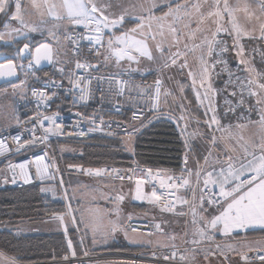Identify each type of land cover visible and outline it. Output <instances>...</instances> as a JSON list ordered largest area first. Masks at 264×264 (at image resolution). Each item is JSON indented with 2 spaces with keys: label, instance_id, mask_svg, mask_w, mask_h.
Masks as SVG:
<instances>
[{
  "label": "rangeland",
  "instance_id": "rangeland-1",
  "mask_svg": "<svg viewBox=\"0 0 264 264\" xmlns=\"http://www.w3.org/2000/svg\"><path fill=\"white\" fill-rule=\"evenodd\" d=\"M136 1L137 0H93V3H96L97 7H104V14L109 17V20L118 19L121 15L125 17L120 24L109 28H101V31L97 33L94 24H75L70 22L64 10L59 7L61 0H47V4L57 5L55 11L62 17L60 19L49 14L47 5L37 10L32 6V0H20L22 15L25 23L28 25V27H23L19 21L12 18L15 12V0H9L11 6L7 9L6 13H0V17L5 18L0 28V62L14 59L19 67L21 80L0 86V127L12 120L15 123L14 126L19 123L20 118L25 113H23V108L28 104L26 98L27 89L29 86L38 83L42 79V76H39L38 73L34 71L30 63L31 59H29L31 57L34 40L42 38L44 39L42 42H47L52 45V64H65L69 62L68 47L65 42L66 32L73 27L87 26L93 32V38L98 49L95 58V64L98 66L96 73L98 75L127 74L133 76L150 73L154 74L157 77V81L163 86L162 111L154 118L163 117L174 122L182 133L187 148L200 139V134L203 133L204 136L207 137L204 155H206L208 159L214 158L212 153L216 151V148H221L224 152H219L220 157L221 155L227 156L229 154L228 149H235L231 154L238 156L242 151L241 145L247 144L252 147L264 141V128H262L260 124L261 109H264L263 93H260L255 86L252 87V91L257 92V95H252L249 99V101H252L254 104V114L252 118L240 124L234 123L232 120L230 121L231 124H223L222 119L228 116L220 111L217 104L218 88L214 80L219 73L216 70V63L213 55H207L206 47H196L194 50L184 49L185 43L188 44V49H193L194 45L200 44L202 36L198 33L197 37L193 40H189L185 36L180 44V51L184 52L185 55L177 58L176 63L173 64L172 54L177 51V48L173 46L171 50H169L168 45L172 42V37L166 30L165 35L161 37L155 22H152L151 30L147 27L149 23L147 18L150 15L149 9H151V15L161 16L164 12L168 11L165 5L168 4L169 1ZM37 2L43 3V0H37ZM176 2H180V0H176ZM196 2H198V0L192 1V3ZM227 2L234 8L239 7V9H243L245 5L247 6V14L242 10H238L236 16L238 23H240L244 29L252 33V35H244L240 38L239 43L243 45V53L241 56H237L236 53L239 51V48L233 46L235 33L229 35L221 31L225 46H227L228 51L232 54L233 62L230 61V63H234V67L236 68L234 71L236 73L234 74H244L248 79L255 77L258 82L264 83V76H256V73L264 74V67L259 68L255 63L257 60L261 61V57L263 56L261 53L260 41L263 44L264 39L260 37L259 28L260 24L264 23V11L261 10V4L264 0H227ZM153 4L156 5L155 8L152 7ZM222 4L223 0H221V5ZM29 5H31L30 8ZM172 6L174 7L175 3H173ZM94 15L95 17H99V13ZM141 17L144 18L143 22L145 27L138 29L136 32H132L131 29L136 28L137 24L141 23ZM225 17V21H227L229 18L227 16ZM130 24L131 26H129ZM226 26L230 27V25L227 24ZM33 28L36 30L32 31ZM195 28L196 23L193 22L191 24V29ZM14 29H19V31H13ZM187 31L189 30H184L185 33ZM146 33H155V40L146 36ZM98 36L100 38V43L96 42ZM117 37H124L125 43L118 41ZM110 40L113 42L112 48H109ZM135 40H144L148 44L149 50L152 52V59L140 56L134 49L130 51L131 55L136 57L135 60H129L127 56L123 59H118L113 54L112 49L126 48L128 44ZM158 42L162 45V54L161 51L155 47ZM6 45H14L11 56L7 54L6 50H1V48ZM25 45H28L26 50L24 48ZM201 58H203L208 68V76L203 80V83L200 77ZM185 59L187 64L182 67L185 63ZM241 59L245 60L247 63L241 64ZM250 68L255 69V71L250 72ZM187 86L192 90L195 102L200 108L199 110L205 115L202 123L203 129L200 128L201 123L189 113L190 108L184 99V90ZM258 99L262 101L259 104L257 103ZM214 116L219 121V126L213 123L212 118ZM237 125H244V127L240 128L237 127ZM5 130L6 129L0 130V133ZM213 137L216 138L215 144H213ZM241 137H243V139H241ZM52 142L58 146L60 153L64 155L75 153L71 145L67 143L60 140H52ZM214 146L215 150L213 151ZM78 168L82 167L68 165L60 170L57 167L58 182H60L55 186H41L42 193L45 197L53 202L61 203L65 208V212L40 222H32L35 223L34 231L36 232L30 234L55 235L57 233H63L66 238L68 251L71 253H76V244L74 245L75 241H72L73 237L76 239L80 252L86 249L119 250L115 248L127 247L125 244L128 245L129 243L139 241V239H144L143 235L138 231L124 229V224L130 220L131 217H135L136 219L134 220H157V215L160 214L158 211L162 209H157L155 203V209L151 208L149 204H137L134 190L126 183L82 178L78 175ZM217 168H219V166H216V169ZM64 170H68L65 172L64 176H66L69 181V188L65 187L61 182L60 173L62 174ZM2 174L3 178H6L7 181L6 171L3 170ZM69 177H73L74 179L69 180ZM174 182L175 180L171 183ZM192 186V188H196L198 191L195 194H199L203 182H200L199 186H197V184H192ZM143 187L146 197L145 200H147L152 189L145 185H143ZM198 194L196 196L197 198L199 197ZM121 197H123V199H121ZM139 206H143V208H139ZM208 210L210 214L216 211V209L212 207ZM166 214L170 216L165 215L163 217L162 214L159 216L163 219L165 218L167 223H170L171 230L167 232V236L172 242L176 241L175 244L172 243L169 246H178L177 244L179 243L191 246L188 250H186L187 248L184 250V257H186L187 260L197 261L203 259L202 257L205 256L204 253L207 251V253L211 255L209 258L205 259L208 264L222 263L219 260V254L217 257V254L214 253L215 251L213 252L210 246L202 245L203 243L209 241L213 242L219 239L214 240L212 237L211 239H205L195 234L197 228L205 227V224L201 220V216L196 215L194 217L193 210L187 212L180 211L176 214L166 212ZM194 219L196 223H193ZM113 225L116 227L115 231L112 230ZM2 228H5V230H14L13 233L21 236H28L25 235L26 230L24 229V231L21 226L20 228H16V226L5 224ZM160 228L162 230L161 225ZM193 241L198 242L193 243ZM147 243L150 244L149 238ZM69 244L71 246H69ZM228 246V244L224 245L226 248H229ZM244 248H246V246ZM58 250L59 240L57 241L54 239L52 241L50 253H57ZM202 250H204V253L202 256H198Z\"/></svg>",
  "mask_w": 264,
  "mask_h": 264
},
{
  "label": "built area",
  "instance_id": "built-area-1",
  "mask_svg": "<svg viewBox=\"0 0 264 264\" xmlns=\"http://www.w3.org/2000/svg\"><path fill=\"white\" fill-rule=\"evenodd\" d=\"M217 41L223 42L214 46L212 54L216 70L221 77L219 108L224 115L230 117L232 122L240 124L252 118L254 114V104L249 101L252 97L249 94V79L244 74H234L236 68L230 64L226 52L221 51L225 47L221 32L217 34ZM65 42L69 53L67 65L53 64L50 67V76L29 86L26 98L30 111L22 115L16 126L0 133V144L5 148L4 153L0 155V167L6 170L12 186L17 189L32 185L58 184L52 140H85L97 135L130 134L132 127L141 126L161 112L163 90L161 83H159L160 98L157 101V82L146 79V81L131 80L128 77L130 75L127 74L98 75L96 73L97 69L94 70L93 66L98 49L89 27L70 28L65 34ZM78 63L87 67L77 68ZM46 117L49 119H45ZM46 129H54V131L46 133ZM38 160L42 169L47 166L43 175L37 174ZM21 164L25 165L24 169L19 167ZM96 169L102 170L100 175L95 173ZM148 169L151 168L108 165L78 168V175L89 180H112L111 182H135L143 178L146 180L145 186L152 190L155 186L157 189L160 202L155 203L156 208L167 209L175 214L189 211L188 206L181 208L177 202L181 188L179 191L161 189L158 180H148ZM151 170L154 176L158 173L155 169ZM205 175L206 173L201 174L200 182H203ZM190 185L193 187L191 183ZM218 192L216 186L208 185L205 188L203 185L200 193H203L204 202L217 209L215 204H209L208 201L218 198ZM124 229L139 230L149 238L161 230L160 224L156 221L134 219L128 220L124 224ZM226 244L230 245L231 241L216 240L210 244L222 258V263L264 264V246L249 252L240 251L238 261L234 262L229 258V249L224 247ZM184 248V246L159 248L150 241L146 248L137 251L86 250L81 255L74 256L64 253L60 258L51 261L15 263L199 264L181 259L184 257Z\"/></svg>",
  "mask_w": 264,
  "mask_h": 264
},
{
  "label": "snow or ice",
  "instance_id": "snow-or-ice-1",
  "mask_svg": "<svg viewBox=\"0 0 264 264\" xmlns=\"http://www.w3.org/2000/svg\"><path fill=\"white\" fill-rule=\"evenodd\" d=\"M175 3L173 7L172 4ZM44 5H47V10L49 14L55 16L57 19L62 18L59 16L55 9L57 5L47 4V0H43V3H38L37 0H32V6L37 10H40ZM205 5L207 8L205 9ZM9 0H0V13H6L7 9L10 7ZM168 8L167 12H164L161 16L151 15V9H149V17L147 18L149 23L147 27L149 30L152 28V22H155L156 28L158 29L159 35L163 37L165 35V30L172 37V42L168 45L169 50L173 46L177 48V51L172 54V63H176V59L182 55L184 52L180 51V44L182 39L186 36L187 39L193 40L197 37L199 33L202 36L201 43L194 45L193 49H188V44H184L185 50H194L196 47H206L207 55L211 56L213 54L214 46L217 43H223L217 41V34L221 31L231 35L235 33L234 47H238L237 56H241L243 53V45L239 43L240 38L244 35H252L251 32L244 29L240 23H238L236 12L242 10L247 14V6L243 9L239 7H231L227 0H223L221 5V0H198L196 3H192L191 0H184L183 3L176 2V0H169V3L165 5ZM61 9L64 10L70 22L75 24H94L97 33L101 31V28H109L120 24L124 20V15H121L118 19L109 20V17L104 14V7H97L93 0H61L59 5ZM153 8L156 7L155 4L152 5ZM261 10L264 11V2L261 4ZM99 13V17H95L94 14ZM225 16L229 19L225 21ZM13 19L19 21L23 27H28L22 15V8L20 0H15V12L12 15ZM141 23H138L136 28L131 29L132 32H136L138 29L145 27L144 18H140ZM195 22L196 28L191 29V24ZM230 25V27H227ZM214 26V30H213ZM187 29L186 33L184 30ZM36 29L33 28L32 31ZM13 31H19V29H14ZM260 37L264 39V23L260 24ZM146 36L155 40V33H146ZM117 40L121 43H125L124 37H117ZM96 42L100 43L99 36L96 38ZM113 42L109 41V48H112ZM155 47L163 53V48L161 43H156ZM25 50L28 45L24 46ZM131 49H134L140 56L148 57L152 59V52L149 50L148 44L144 40H135L128 44L126 48H115L112 49L113 54L118 59H123L125 56L129 60H135L136 57L131 55ZM227 46H225L221 51L226 52ZM41 59H46L51 61L53 59V50L49 44H42L36 48V63L39 64ZM217 63H222V61H217ZM241 64L247 63L245 60H240ZM187 61L183 66H186ZM4 65H0V76L13 75L14 65L11 61L7 64L8 71L5 73L2 71ZM87 65L77 64V68H84ZM200 77L201 82L208 76V68L205 64L203 58L200 61ZM250 72H254L255 69L250 68ZM256 76H264V74L256 73ZM195 83V81H194ZM255 86L260 93H264V83L258 82V80L253 77L248 80L249 94L257 95V92L252 91V87ZM210 87V85H209ZM43 95V94H42ZM160 98V88L159 81H157L156 88V99ZM262 101L258 99L257 103ZM243 103V101H241ZM251 111V109H250ZM49 119V118H45ZM213 123L219 126V121L212 118ZM261 127L264 128V109H261L260 117ZM230 127V126H227ZM237 127L243 128L244 125H237ZM46 133L53 132L54 129H46ZM47 136H45V139ZM243 139V137H241ZM216 138L213 137V144H215ZM27 143V142H26ZM242 155L234 156L231 153L235 149H228L229 154L224 160H217L216 164L219 165L217 170L213 166L212 171H207L205 178L203 179V185L207 188L208 185H213L218 187V198L209 199V204H215L219 209L218 215H214L210 220L201 216V220L205 222V227L197 228L195 234L200 235L202 238L208 228L218 229L221 225L223 232L225 234L232 232L233 229L247 228L249 226L260 225L264 226V141L258 145H253L251 150L247 144L241 145ZM5 151L3 144H0V155ZM207 162V157H205ZM187 162V156H185V163ZM21 169L25 168L24 164L19 165ZM44 169L41 168L40 161H37V174L43 175ZM71 167V166H70ZM91 171V170H89ZM101 169H96L95 173L97 175L101 174ZM203 169L198 165L195 173L187 167L181 169V174L179 176H169L167 173H157L155 176L152 174V170L148 169L147 177L149 181L158 180L161 189L172 190L175 189L179 191L180 188H187L189 191L193 192L192 206H193V216L197 215L195 208L196 194L195 189L190 185V177L195 175L197 186L200 184L201 174ZM187 172L188 177L184 176ZM182 181V183H171V181ZM146 180L143 178L137 179L136 183V198L143 200L145 199V194L143 191V185ZM148 199L152 202H160V197L157 195V189L153 186V190ZM123 199V197H121ZM178 200H182L183 203H189L187 200H183L182 197H177ZM199 207H203L204 196L201 193ZM196 223V220H193ZM159 227V225H157ZM112 230L115 231V225L112 226ZM211 239V237H208ZM198 241H193L196 243ZM69 246H71L69 244ZM73 255L75 253L73 252ZM181 259H186V257H181ZM0 264H15V258L7 257L3 253H0Z\"/></svg>",
  "mask_w": 264,
  "mask_h": 264
},
{
  "label": "trees",
  "instance_id": "trees-1",
  "mask_svg": "<svg viewBox=\"0 0 264 264\" xmlns=\"http://www.w3.org/2000/svg\"><path fill=\"white\" fill-rule=\"evenodd\" d=\"M4 21L5 18L0 17V28ZM43 40L42 38L35 39L32 49L42 43ZM260 43L263 56L261 61L255 62L259 68L264 67V43L262 44L261 41ZM13 49L14 45H6L1 48V50H6L10 56ZM226 55L229 62L232 61L231 52L227 50ZM230 64L234 66V63ZM34 71L39 76L48 77L51 75V68L34 69ZM135 77L157 81V77L152 73L135 75ZM20 80L21 76L19 75L15 81ZM214 81L218 88L217 104L219 108L221 77L217 75ZM184 99L190 108L189 113L201 123L200 128H202L205 115L199 110L193 92L188 86L184 90ZM23 110L28 113L30 111L29 105L27 104ZM84 112H86L85 109ZM137 128L134 133L130 134L97 135L85 140L62 141L71 145L75 151L74 154L64 155L60 153L58 146L52 142L56 165L59 170L68 165H76L82 168L109 165L127 168H153L160 173H167V175H175L181 172L184 157L188 154L189 149L186 147L183 135L176 124L163 117H153ZM73 179L70 177L69 180ZM61 182L69 188V181L66 176L62 178ZM139 208H143V206H139ZM64 212L65 208L61 203L53 202L45 197L41 186H28L22 189L11 187L0 190V251L24 263L56 260L63 253L74 256L68 251L63 233L21 236L2 228L5 224L16 226L20 223L40 222ZM234 237H264V228L251 229L244 233L235 234ZM54 239L59 240V250L57 253L51 254L50 249ZM73 240L75 241L74 245L76 244L75 255H81L84 250L80 252L74 237ZM125 245L127 246V244ZM115 249L130 250L128 246Z\"/></svg>",
  "mask_w": 264,
  "mask_h": 264
},
{
  "label": "crops",
  "instance_id": "crops-1",
  "mask_svg": "<svg viewBox=\"0 0 264 264\" xmlns=\"http://www.w3.org/2000/svg\"><path fill=\"white\" fill-rule=\"evenodd\" d=\"M167 1H169V0H167ZM192 1L193 0H191V2ZM180 2L183 3L184 1H180ZM30 6L31 5H29V8H30ZM206 8L207 7L205 6V9ZM14 10H15V8H14ZM67 63H65V64L67 65ZM41 78L43 79L45 77L42 76ZM263 97H264V93H263ZM263 106H264V102H263ZM23 113H24V111H23ZM230 121H231L230 117H227V118H223L222 119L223 124H227V125L228 124H231ZM14 125H15V123L12 120L9 123H7L6 125L0 127V130L10 129ZM201 129H203V128H201ZM200 135H201L200 139H198L196 142H194L193 144H191L190 147L188 148L189 151H188V154L186 155L187 156V162L185 163V157H184L183 165H182L181 169L187 167L188 169H191L193 171V173H195V171L197 170V166L199 165L203 169L202 174H205L207 171H212L213 170V166H215V167L216 166H219V165L216 164V161L217 160H224L226 158V155H221V157H220L219 152L224 153L223 150L221 148H219V149L216 148V151H214L215 150V146H214L213 147V151L214 152L212 153L214 158L213 159H208L207 158V162H206L205 161V157H207V156L204 155V149L206 147L207 137L204 136V133L203 134H200ZM220 150H222V151H220ZM249 150H251V147L250 146H249ZM239 155H242V151L238 154V156ZM2 171H3V169L0 168V190H5V189L11 188V187L12 188H15V187L12 186V184H11L8 176H7V179H8L7 181H6V178H3ZM66 171H68V170H64L62 174L60 173L61 180H62L63 176L65 175V172ZM180 174H181V172H179L178 174L169 175V176L175 177V176H179ZM184 176L186 178H189L187 172L184 173ZM189 179H190V183L191 184H193V185L197 184L196 183V177H195V175L191 176ZM179 182H182V181H179ZM126 184H128L129 187H131L134 190V196L136 197V192H135V190H136V183L127 182ZM193 189H195V193L198 192L196 188H193ZM197 194H196V196H197ZM198 196L200 197V191H199ZM178 197H182L183 200L189 201V203H183L182 200H178L177 199V202L181 206V208H183L184 206H188V208L190 210H193V206H192L193 192L192 191H189L188 192L184 188H181L180 191H179ZM199 197L198 198L196 197V200H195V204L197 205V207L195 208V211L197 213V216H203L207 220H210L212 216L218 215L219 214V211L222 210V209H219L218 208V209H216V211H214L212 214H210L208 212L209 211L208 209L211 206L208 205L206 202H203V207L202 208L199 207V205L201 203ZM136 202H137V204H149L151 208L155 209L154 208V202H152V200H150V199H147V200H145V199H143V200L137 199ZM158 209H161V208H158ZM162 210H164V211H162ZM162 210L161 211L159 210L158 212L160 214H162L163 217L165 215H167V216L169 215V214H166V212L174 214L170 210H167V209H162ZM159 215H157L158 216L157 218H158L159 222L161 223L162 230L160 232H158V233H156V234L153 235V237H152V243L156 247H166V246L171 245L172 243L175 244L176 241L175 242H172V240H170V238L167 236V232L169 230H171L170 223H167V221H165V218L163 219ZM128 219H130V218H128ZM131 219H136V218L135 217H131ZM35 223L18 224V225H16V228L17 227L20 228V226H21V228H23V230L24 229L26 230V231L24 230L25 231V235H32L30 233L36 232V231H34L35 230V228H34V224ZM203 223L205 224L204 221H203ZM260 228H264V226L254 225V226H249L247 228L233 229L232 232L225 234L223 232V228H222V225H221L218 229L208 228L206 230L205 235H204L203 238L208 239V237L210 236V237L214 238V240H216V239H219V240H224V239L225 240H230L231 241V244L228 246L229 247L228 248L229 249V258H230V260H233L234 262H236L239 259L238 253L240 251H242V250H250V249H254V248L263 247L264 246V237H253V238H250V237H237L236 238V237L231 236V235H235V234H238V233H244V232H246L248 230H251V229H260ZM8 231L14 232V230H11V229H8ZM134 231H137V230H134ZM138 232L143 235L144 239L142 238V239H139V241L129 243L127 246H129L130 250H141V249H144V248H146L148 246V243H147L148 238L142 232H140V231H138ZM211 242L212 241H209V242L203 243L202 245L203 246L204 245L210 246L211 249L213 250V252L215 251L214 253H216L217 254V257H218L219 256L218 255V252L210 245ZM177 245L178 246H185L187 248L186 250H188L189 247H191V246H189L187 244H180L179 243ZM245 246L248 249L244 248ZM86 250H90V249H86ZM101 250H108V249H101ZM123 250H125V249H123ZM91 251H100V250H94V249H92ZM0 253H3V252L0 251ZM203 253H204V250H202L201 253L198 254V256H202ZM204 254H205V256L202 257L203 259H200V260H197V261H191V260H187V259L186 260L189 261V262H192V263L204 262V263H199V264H208L205 259L209 258L211 255H209L207 253V251ZM4 255L7 256V257H10V256H8L6 254H4ZM219 258H220L219 259L220 262H222V260H221L222 258L220 256H219Z\"/></svg>",
  "mask_w": 264,
  "mask_h": 264
},
{
  "label": "water",
  "instance_id": "water-1",
  "mask_svg": "<svg viewBox=\"0 0 264 264\" xmlns=\"http://www.w3.org/2000/svg\"><path fill=\"white\" fill-rule=\"evenodd\" d=\"M42 44H49L47 42H42L38 45H36L33 49H32V52H31V60H30V63L32 65V67L34 69H39V70H43V69H48L52 66V61H49V60H46V59H41L40 63L37 64L36 63V60H35V57H36V48L39 47L40 45ZM52 48V45L49 44ZM53 50V48H52ZM11 61L12 64L15 66L14 67V74L13 75H4V76H0V86L6 84V83H11V82H14L15 80H17L19 78V71H18V68H17V65L15 63V61L13 60H6V61H3V62H0V65H4L5 67L2 69V71H4L5 73L8 71L7 69V64L8 62ZM93 69L96 70L97 69V66L94 65L93 66Z\"/></svg>",
  "mask_w": 264,
  "mask_h": 264
},
{
  "label": "bare ground",
  "instance_id": "bare-ground-1",
  "mask_svg": "<svg viewBox=\"0 0 264 264\" xmlns=\"http://www.w3.org/2000/svg\"><path fill=\"white\" fill-rule=\"evenodd\" d=\"M53 65V64H52ZM94 65H96V64H94ZM97 66V65H96ZM97 69H98V66H97ZM129 77V79H131V80H135V81H146L145 79H143V78H141V77H135V76H133V75H130V76H128ZM153 82H157V81H153ZM160 83V82H159ZM162 103H163V90H162ZM162 106V105H161ZM161 111H162V107H161ZM138 128H136V127H132L131 129H130V133H134L136 130H137ZM0 168H2L4 171H6L3 167H0ZM86 168H88V167H86ZM151 169H153V168H151ZM156 170V169H155ZM6 174H7V172H6ZM7 176H8V174H7ZM9 177V176H8ZM9 180H10V178H9ZM107 181H112V180H107ZM10 182H11V180H10ZM123 183H127V182H123ZM132 183H135V182H132ZM12 184V183H11ZM32 186H45V185H32ZM25 187H28V186H25ZM25 187H23V188H25ZM21 189V188H20ZM185 189V188H184ZM187 190V189H186ZM201 192V191H200ZM179 194V193H178ZM200 195H201V193H200ZM213 208V207H212ZM158 209V208H157ZM218 209V208H217ZM156 222H158L160 225H161V223L159 222V220L157 219H154ZM153 220V221H154ZM129 231H131V230H129ZM137 231H139V230H137ZM141 232V231H140ZM143 233V232H142ZM144 234V233H143ZM156 234V233H155ZM145 235V234H144ZM146 236V235H145ZM147 238H149L148 236H146ZM153 237V236H152ZM152 237L151 238H149V240L151 241L152 240ZM210 244H212V242L210 243ZM149 245V244H148ZM168 247V246H167ZM185 247V246H184ZM161 248V247H160ZM186 249V247L183 249V253H184V250ZM142 250V249H141ZM253 249H250V250H247V251H245V250H242V251H245V252H249V251H252ZM86 251V250H85ZM87 251H91V250H87ZM100 251H103V250H100ZM125 251H129V250H125ZM134 251H137V250H134ZM64 254V253H63ZM68 254V253H67ZM184 255V254H183ZM18 260H16L15 259V262H17ZM18 262H20V263H24V262H21V261H18ZM16 264V263H15Z\"/></svg>",
  "mask_w": 264,
  "mask_h": 264
},
{
  "label": "flooded vegetation",
  "instance_id": "flooded-vegetation-1",
  "mask_svg": "<svg viewBox=\"0 0 264 264\" xmlns=\"http://www.w3.org/2000/svg\"><path fill=\"white\" fill-rule=\"evenodd\" d=\"M13 61H14V60H13ZM15 63H16V61H15ZM16 65H17V63H16ZM17 68H18L19 75H20V70H19V67L17 66ZM7 84H10V83H6V84H4V85H7Z\"/></svg>",
  "mask_w": 264,
  "mask_h": 264
}]
</instances>
